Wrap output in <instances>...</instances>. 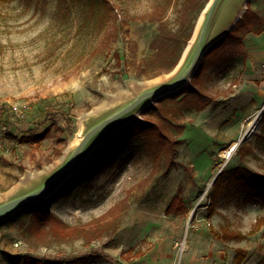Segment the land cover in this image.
<instances>
[{
    "label": "rangeland",
    "instance_id": "obj_1",
    "mask_svg": "<svg viewBox=\"0 0 264 264\" xmlns=\"http://www.w3.org/2000/svg\"><path fill=\"white\" fill-rule=\"evenodd\" d=\"M113 1L119 5L120 23L116 39L105 48L100 44L103 30L97 26L99 16L85 23L80 3L59 18L54 15L56 0H49L44 10L34 4L26 8L22 0L0 3V113L4 107L12 108L20 118L16 122L11 116L8 128L21 135L30 122L24 112L39 98L65 93L72 98L71 102L64 98L61 105L69 123L56 113L42 125H48L49 133L41 141L16 143L14 150L1 149L0 145V155L6 159L0 160V202L19 182L49 167L72 148L84 130L85 115L104 100L116 99L118 91L137 92L136 84L174 71L175 67L146 78L135 67L152 53L150 42L158 36L157 23L140 16L158 0ZM249 3L264 16V0ZM167 20L175 27L174 9L169 10ZM244 46L248 51L245 64L228 65V54L208 64L205 87L219 104L184 112L182 132H172L181 139L176 168L154 178L149 175V160L135 155L126 159L129 153L123 147L118 153L126 162L114 164L112 157L111 166L95 176L88 192L72 186L48 201L50 210L66 226L88 228L92 219L103 217L101 221H107L109 227L101 237L87 245L81 237L58 241L49 234L47 238L33 235L31 214L42 199L37 200L0 220V264H21L23 255L60 260L73 254L86 255L75 264H112L118 259L119 264H238L234 260L237 248L244 250L239 264H263L264 227L230 241L217 239L209 231V226L216 231L229 227L246 233L255 218L264 214V206L254 194L234 183L219 191L210 217L207 208L213 179L221 169L243 165L264 172V129L260 124L264 36L245 37ZM143 107L134 118H142ZM252 121L254 127L246 132ZM4 129L0 125V143ZM236 142L248 144L252 150L240 156L236 146L228 155ZM64 181L59 187H69ZM175 193L183 208L168 212V201ZM131 247L138 252L126 260L121 258V252Z\"/></svg>",
    "mask_w": 264,
    "mask_h": 264
},
{
    "label": "trees",
    "instance_id": "obj_2",
    "mask_svg": "<svg viewBox=\"0 0 264 264\" xmlns=\"http://www.w3.org/2000/svg\"><path fill=\"white\" fill-rule=\"evenodd\" d=\"M10 0H0V3H6ZM26 8L32 4L36 9L44 10L49 0H22ZM209 0H158L154 6L141 15V19H148L157 23L158 36L150 42L152 53L144 60L139 61L135 65L140 76L149 78L154 77L163 72L171 71L179 62L180 57L192 37L197 19L201 11ZM81 4L84 9L87 23L92 17L97 18V26L103 30L100 44L109 47L117 37V31L120 23L119 5L113 0H56L55 17H64L70 14L71 6ZM174 9L176 13V25L170 27L167 20V14L170 9ZM264 31V17L254 10L249 3H246V9L241 16L235 21L234 25L223 36L215 42L202 54L197 68L193 72L188 84H184L180 88L171 91L165 95L157 97L150 104L144 106L141 110L142 118L132 119L127 122L115 134L103 140L83 159L80 165L69 175L64 182L69 187L57 188L49 197L42 199L31 214L32 221L30 223V232L33 235L46 237L58 241H69L76 238H83L84 243L89 245L93 239L99 238L109 227V223L102 222L101 217L92 219L90 227L66 226L64 222L56 216L48 204L51 198H55L56 194L66 192L70 187H80L82 192H88L93 186L94 178L99 172H103L109 167L112 157L114 164L126 162L119 156L118 151L125 147L131 156L146 157L150 163L149 175L154 178L166 175L172 168L178 166L175 160V154L179 138L173 135V131L181 133L185 124L181 121V117L187 110L201 111L206 107L215 108L219 101L215 95L210 93L205 87V81L208 77L207 66L210 62H217L224 54L229 55L228 65L236 66V64H245L248 52L244 46V37L248 33L260 34ZM116 62H119V54L114 53ZM129 63L128 61L126 64ZM64 98L71 102L72 98L65 93L61 96H46L32 102L24 112L25 118L29 119L27 127L21 135H16L8 128L10 117L13 116L20 121L19 116L12 108L4 107L0 113V125L5 126L1 133L2 141L1 149L14 150L16 143L31 141H41L49 133L48 125L42 127L45 121L59 113L64 121L69 123L67 113L61 109ZM14 120V121H15ZM14 122L12 121V124ZM10 124V125H9ZM260 124L264 129V110L262 111ZM41 129V130H40ZM40 130V131H38ZM264 131V130H263ZM237 152L242 156L246 152H250L252 148L248 144H238ZM0 160H6L0 155ZM111 166V165H110ZM231 183L237 184L254 194L255 198L264 206V172L253 171L246 166L236 165L228 169H221L212 182L209 193V203L207 204L208 216H212L215 212L213 205L217 194L224 185ZM61 191V192H60ZM60 192V193H59ZM183 208V202L180 196L175 193L168 201L166 210L171 212H180ZM210 225V224H209ZM37 226H46L45 229L38 231ZM264 227V214L255 218L249 231L246 233L238 229L222 227L219 231L209 226L211 234L220 240H241L249 235L254 234ZM47 238V237H46ZM138 252L133 247L121 252L120 257L125 260L130 255ZM101 257V254L94 253ZM11 256V255H10ZM82 255H69L65 259L55 257L37 258L33 256L23 255L20 257L21 264H75L80 259L85 258ZM244 258V250L237 248L234 254L236 263H240ZM264 264V255H263ZM120 260L113 261L112 264H119Z\"/></svg>",
    "mask_w": 264,
    "mask_h": 264
},
{
    "label": "water",
    "instance_id": "obj_3",
    "mask_svg": "<svg viewBox=\"0 0 264 264\" xmlns=\"http://www.w3.org/2000/svg\"><path fill=\"white\" fill-rule=\"evenodd\" d=\"M246 2L247 0H245L244 5ZM223 3L224 0H209L207 2L202 11V17L198 25V29L195 32L196 34L193 31V33L195 34V39L193 41L192 48L184 64L173 77L160 84H154L147 87L143 86L144 88L142 89L139 88V90L134 93L129 101H126L114 111L84 129L76 144L68 150V153L64 157V159L53 170L50 171V174L42 182L25 191L16 194L10 193L9 197L0 202V220H2L5 216H10L16 210L28 204H31L37 200L44 199L45 197L51 195L63 183V181L67 179L69 175L80 165V163L90 153L91 150H93L103 140L115 134L127 122L135 119L134 117H136V115L134 114L130 119H128V121H126L110 136L100 138V134L105 129L110 127L115 122L126 117L128 114L134 111H138L141 107L150 104L151 101L156 99L157 97L174 91L184 84H188L205 50L209 47L210 44H212L218 38L228 32L239 17L240 12L232 19L228 26L222 30L220 36L212 40L211 31L216 22V19L218 18ZM194 34H192L190 40H192ZM91 113L92 111L87 113L84 119L91 115ZM238 143L239 142H236L233 146L236 147ZM217 174L215 175V177L217 176ZM33 176L34 174L31 175V177ZM20 183L21 182H19V184Z\"/></svg>",
    "mask_w": 264,
    "mask_h": 264
},
{
    "label": "bare ground",
    "instance_id": "obj_4",
    "mask_svg": "<svg viewBox=\"0 0 264 264\" xmlns=\"http://www.w3.org/2000/svg\"><path fill=\"white\" fill-rule=\"evenodd\" d=\"M244 2H245V0H224V3H223L221 10L219 12L218 18L216 19V22H215V24L212 28V31H211L212 40L218 38L220 36L222 30L224 28H226L228 26V24L232 21V19L243 9ZM195 34H194L192 40L188 43L187 47L185 48V50H184V52L180 58L178 65L175 67L174 71L171 74H169L167 76H163V77H159V78H155V79H151V80L141 82L139 84H136L137 85L136 87L137 88L139 87L140 89H142V88L147 87V86L163 83L164 81L173 77L180 70L182 65L184 64V62H185V60H186V58H187V56H188V54L192 48L193 41L195 39ZM135 92L136 91H129L127 93L126 91H118L117 93L114 94V96H117L116 99L104 100L103 103L99 107L94 108L92 110L91 115H89L86 119L83 120V124H82L83 128L82 129H86L87 127H89L90 125L95 123L96 121H99L100 119H102L103 117H105L106 115H108L109 113L114 111L116 108H118L119 106L124 104L126 101H129ZM134 114H136V111L128 114L126 117H124L121 120L112 124L110 127L105 129L100 134V138L108 137L111 134H113L126 121H128V119H130ZM253 127H254V122L252 121L249 123L246 132L251 131ZM78 139H79V136H78ZM233 149H235V147L233 145H231L230 148L228 149V155H230V153L232 152ZM67 153H68V150L63 153V155L61 156V158L58 161H56L55 163H53L49 167L43 169L42 171L37 172L36 174H34L33 177H31V175H30V176H28V178L23 179L21 181V183L16 185V187L10 193L16 194V193L25 191L27 189H30V188L36 186L40 182H42L50 174V171L53 170L64 159V157L67 155Z\"/></svg>",
    "mask_w": 264,
    "mask_h": 264
},
{
    "label": "crops",
    "instance_id": "obj_5",
    "mask_svg": "<svg viewBox=\"0 0 264 264\" xmlns=\"http://www.w3.org/2000/svg\"><path fill=\"white\" fill-rule=\"evenodd\" d=\"M247 1H248V0H247ZM246 3H247V2H246ZM246 3H245V5H244L243 9L240 11V13H239V17H240L241 14L245 11L244 8H245V6H246ZM254 10H255V9H254ZM262 16H263V15H262ZM239 17H238V18H239ZM263 17H264V16H263ZM257 35H258V36H264V31H263L262 33H260V34H252V33H248L245 37L248 38L249 36H257ZM245 37H244V39H245ZM247 52H248V51H247ZM11 215H13V213H12ZM11 215H10V216H11Z\"/></svg>",
    "mask_w": 264,
    "mask_h": 264
}]
</instances>
